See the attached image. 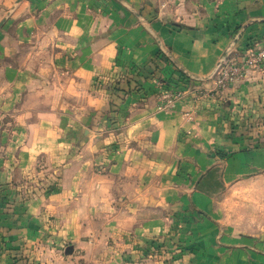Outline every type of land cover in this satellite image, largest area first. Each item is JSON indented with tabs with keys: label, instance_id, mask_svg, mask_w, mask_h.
I'll use <instances>...</instances> for the list:
<instances>
[{
	"label": "crops",
	"instance_id": "obj_1",
	"mask_svg": "<svg viewBox=\"0 0 264 264\" xmlns=\"http://www.w3.org/2000/svg\"><path fill=\"white\" fill-rule=\"evenodd\" d=\"M120 1L18 8L8 41L26 49L0 50V264H264V233L216 208L264 172V67L219 91L163 54L201 78L241 63L264 45V23L238 35L264 0H190L179 22Z\"/></svg>",
	"mask_w": 264,
	"mask_h": 264
},
{
	"label": "rangeland",
	"instance_id": "obj_2",
	"mask_svg": "<svg viewBox=\"0 0 264 264\" xmlns=\"http://www.w3.org/2000/svg\"><path fill=\"white\" fill-rule=\"evenodd\" d=\"M16 0H0V20L14 7V11L0 29V50H25L20 43L9 42V36L16 34V25L20 19L18 8H23L26 0L15 4ZM159 16L179 22L190 0H150ZM8 57L0 59V64L7 63ZM216 208L221 211L222 222L229 228L246 235L264 233V172L254 178L244 180L228 188Z\"/></svg>",
	"mask_w": 264,
	"mask_h": 264
},
{
	"label": "built area",
	"instance_id": "obj_3",
	"mask_svg": "<svg viewBox=\"0 0 264 264\" xmlns=\"http://www.w3.org/2000/svg\"><path fill=\"white\" fill-rule=\"evenodd\" d=\"M261 67H264V45L254 46L246 50L241 63H236L225 57L215 73V89L219 91L225 90L229 86L242 81L248 70L260 69ZM178 97L177 93L164 92L161 96L162 100L165 101L163 107H171Z\"/></svg>",
	"mask_w": 264,
	"mask_h": 264
},
{
	"label": "water",
	"instance_id": "obj_4",
	"mask_svg": "<svg viewBox=\"0 0 264 264\" xmlns=\"http://www.w3.org/2000/svg\"><path fill=\"white\" fill-rule=\"evenodd\" d=\"M22 0H16L15 4L20 3ZM118 2H121L120 0H116ZM14 7H11L10 10L3 16V18L0 20V29L4 26V24L6 23V21L8 20V18L10 17L11 13L14 11ZM128 10L135 14V16L138 17V14H136L131 8H128ZM264 23V19H249L247 20L243 25L240 26L239 30H238V35L242 34L249 26L253 25V24H263ZM239 36H236L232 42L230 43V45L227 48V51L231 50L232 47L234 46V44L237 42ZM155 41L157 43L158 46H160V42L158 41L157 38H155ZM163 54L165 56V58L177 69V71L183 75L185 78L192 80V81H196V82H207L209 80H211L213 78V76L215 75L216 71L218 70V68L221 66V64L223 63V59L220 60L214 70L211 72V74H209L207 77L205 78H201V77H196L193 76L189 73H187L182 67H180L176 61L170 56V54L166 51H163ZM72 248H67L65 251V255H68L70 253V250Z\"/></svg>",
	"mask_w": 264,
	"mask_h": 264
}]
</instances>
